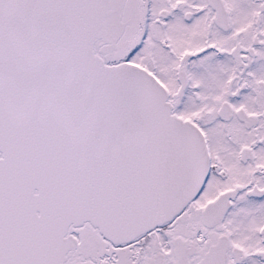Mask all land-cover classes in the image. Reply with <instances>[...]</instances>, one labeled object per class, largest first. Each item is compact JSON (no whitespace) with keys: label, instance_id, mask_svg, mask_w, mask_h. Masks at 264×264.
I'll use <instances>...</instances> for the list:
<instances>
[{"label":"snow or ice","instance_id":"6c2138e0","mask_svg":"<svg viewBox=\"0 0 264 264\" xmlns=\"http://www.w3.org/2000/svg\"><path fill=\"white\" fill-rule=\"evenodd\" d=\"M0 264H264V0H0Z\"/></svg>","mask_w":264,"mask_h":264}]
</instances>
